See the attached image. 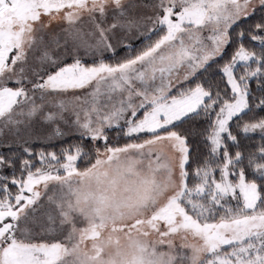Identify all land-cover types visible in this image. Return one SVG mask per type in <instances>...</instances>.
Masks as SVG:
<instances>
[{
	"label": "snow or ice",
	"instance_id": "obj_1",
	"mask_svg": "<svg viewBox=\"0 0 264 264\" xmlns=\"http://www.w3.org/2000/svg\"><path fill=\"white\" fill-rule=\"evenodd\" d=\"M0 264H264V0H0Z\"/></svg>",
	"mask_w": 264,
	"mask_h": 264
}]
</instances>
